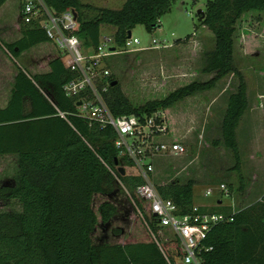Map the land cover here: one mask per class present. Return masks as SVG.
I'll return each mask as SVG.
<instances>
[{
  "label": "trees",
  "instance_id": "trees-1",
  "mask_svg": "<svg viewBox=\"0 0 264 264\" xmlns=\"http://www.w3.org/2000/svg\"><path fill=\"white\" fill-rule=\"evenodd\" d=\"M8 1L0 0V9ZM177 1L125 0L120 9L99 8L97 14L86 19L82 10L90 6L81 0H45L56 12L69 7L76 11L80 22L77 36L86 47H96L102 27L108 26L113 28L110 33L117 48L125 46L136 25H144L148 31L160 27L162 16ZM21 8L19 0L17 18L9 25H16L19 35L7 41L8 34L0 33V51L16 60L44 44L50 46L41 48L42 52L54 56L47 71L31 72L21 66L14 69L0 55L5 70L15 71L8 100L0 106V156H17V176L0 186V203L16 200L21 206L20 211H0V264H177L178 242L158 239L155 217L136 193L143 179L118 171L119 166H130L132 161L120 156L114 129L77 115L80 96H67L63 88L75 74L65 67L58 50L54 54L55 44L38 23H22ZM202 10L203 15L197 14L198 21L215 39L214 48L205 53L202 68L203 73L212 74L209 80L192 81L164 98L135 106L112 72L110 81L117 83L109 86L104 97L115 117L149 116L234 74L237 90L228 98L222 140L214 144L222 143L232 151L234 169L239 170L236 131L248 108V96L245 77L234 63V35L244 14L264 12V0H207ZM6 20H0V26L6 27ZM189 37L176 41L185 42ZM112 58L107 60L111 71ZM154 185L163 198L178 206L180 214L191 210L193 179L181 182L175 177ZM244 188L241 179L239 189ZM231 208L225 215L233 216V220L209 231L204 244L211 249L203 253L202 264H264V194L247 207L237 209L233 202ZM201 211L207 210L203 207ZM132 217L145 233L136 241L121 243L118 240L125 236Z\"/></svg>",
  "mask_w": 264,
  "mask_h": 264
},
{
  "label": "rangeland",
  "instance_id": "rangeland-1",
  "mask_svg": "<svg viewBox=\"0 0 264 264\" xmlns=\"http://www.w3.org/2000/svg\"><path fill=\"white\" fill-rule=\"evenodd\" d=\"M90 7L82 10L83 16L92 18L99 8L120 9L125 0H81ZM207 0H178L173 9L164 14L160 27L148 31L144 25H136L131 36L140 40L138 47L151 44L152 39L161 41L156 50L126 53L112 58V71L118 78L125 94L135 106L148 100L164 98L176 88L192 81H207L212 74H205L202 68L205 53L215 46L211 31L198 21L197 10L204 9ZM0 9V20H6L7 41L19 35L15 30V20L19 13V0H9ZM189 12V13H188ZM3 25V24H2ZM112 27H102L108 33ZM4 33L3 36H4ZM194 34V35H193ZM178 42L176 39H184ZM162 45H167L163 47ZM34 47L12 60L0 51L16 69V66L27 68L29 64L44 61L41 48ZM54 46V54L57 55ZM234 63L243 73L247 83L248 108L237 127V141L241 157L240 169H234L235 159L230 149L222 143V121L226 113L228 98L237 90L238 78L229 73L220 79L212 88L197 92L176 102L165 110L171 130L168 140L183 143L188 152L181 157H163L155 161L153 182L165 184L179 178L181 182L188 179L195 181L194 197L197 203H210L208 212L229 213L234 202L235 208L247 207L255 203L264 194V12L244 14L237 23L234 35ZM5 63L0 62V99L7 96L10 85V73L5 70ZM175 134V135H174ZM202 134L203 138H199ZM174 135V136H173ZM172 136V137H171ZM167 140V141H168ZM0 156V186L17 176V158ZM125 169V167H124ZM126 172V171H125ZM241 179L245 183L239 189ZM225 184L228 193L215 192L212 196L203 197L206 187ZM99 199V198H98ZM222 200L221 205H217ZM16 200L0 203V211H20ZM135 217L121 243L138 240L137 236L145 233ZM157 229L160 241L170 236L168 232Z\"/></svg>",
  "mask_w": 264,
  "mask_h": 264
},
{
  "label": "built area",
  "instance_id": "built-area-1",
  "mask_svg": "<svg viewBox=\"0 0 264 264\" xmlns=\"http://www.w3.org/2000/svg\"><path fill=\"white\" fill-rule=\"evenodd\" d=\"M21 2L22 23H38L57 47L65 67L75 74L63 88L67 96H80L78 101L81 104L76 103L77 115L91 123L114 129L115 147L120 156L132 161V165L125 166L126 175L140 176L144 181L137 186V195L147 202L156 227L170 235L165 240L178 242L180 254L176 258L177 264H202L203 253L211 249L204 244L209 231L217 224L232 221L233 216L201 211V206L195 203L188 213L180 214L178 206L171 199L163 198L153 182L156 159L181 157L188 152L183 143L167 139L171 130L165 111L159 110L149 116L115 117L104 97L111 85L112 73L107 63L110 57L159 48L162 42L154 38L149 46L138 47L140 40L130 36L123 48H117L113 34L101 32L97 46L86 47L77 36L80 22L73 8L56 12L45 0ZM199 138H203L202 134ZM215 192L228 193L226 185L220 184L206 187L203 197L212 196Z\"/></svg>",
  "mask_w": 264,
  "mask_h": 264
},
{
  "label": "crops",
  "instance_id": "crops-1",
  "mask_svg": "<svg viewBox=\"0 0 264 264\" xmlns=\"http://www.w3.org/2000/svg\"><path fill=\"white\" fill-rule=\"evenodd\" d=\"M3 31H5V29L3 28ZM44 52V61H36V59L34 60V63H31V65L29 64V66L27 67V68H29L28 70H30L31 72H44V71H47L49 68H48V62H49V60L54 56H52L51 55V53L50 52H45V51H43ZM14 75H15V71L14 72H12V73H10V82L9 83H11L12 82V80H13V77H14ZM9 87H10V85H9ZM7 100H8V93H7V96L6 97H4V98H2V99H0V106H5V104H6V102H7ZM4 156H13L14 158L13 159H15V158H17V156L16 155H13V154H8V155H4ZM259 200V199H258ZM222 202V200L220 201V200H218V203L219 204H217V205H220V203ZM194 203L195 204H197V205H199V206H201V208H207V207H211V205H210V203H207V204H204V203H197L196 201H195V197H194ZM222 204V203H221Z\"/></svg>",
  "mask_w": 264,
  "mask_h": 264
},
{
  "label": "water",
  "instance_id": "water-1",
  "mask_svg": "<svg viewBox=\"0 0 264 264\" xmlns=\"http://www.w3.org/2000/svg\"><path fill=\"white\" fill-rule=\"evenodd\" d=\"M203 12H204V11H203L202 9L197 10V14H198V15L201 14V13H202V15H203ZM130 36H131V32H129V37H130ZM112 49H114V48H112ZM116 83H117V81H113L111 84H112V85H115ZM80 104H81V102L78 101V102H77V105H80ZM116 163L118 164V159H116ZM118 171H119L122 175L126 174L125 169H124L123 166H119Z\"/></svg>",
  "mask_w": 264,
  "mask_h": 264
}]
</instances>
